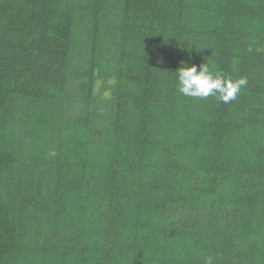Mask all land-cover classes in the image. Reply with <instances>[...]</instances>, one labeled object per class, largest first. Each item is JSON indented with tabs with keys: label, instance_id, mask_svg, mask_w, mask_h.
<instances>
[{
	"label": "trees",
	"instance_id": "16d2710c",
	"mask_svg": "<svg viewBox=\"0 0 264 264\" xmlns=\"http://www.w3.org/2000/svg\"><path fill=\"white\" fill-rule=\"evenodd\" d=\"M208 258L264 264V0H1L0 264Z\"/></svg>",
	"mask_w": 264,
	"mask_h": 264
},
{
	"label": "clouds",
	"instance_id": "9594fccd",
	"mask_svg": "<svg viewBox=\"0 0 264 264\" xmlns=\"http://www.w3.org/2000/svg\"><path fill=\"white\" fill-rule=\"evenodd\" d=\"M181 64L177 70L178 90L187 97L215 96L221 102L229 103L237 98L248 83L246 78L232 79L222 71L210 69L208 62L188 66L182 61ZM206 264H212V259L208 258Z\"/></svg>",
	"mask_w": 264,
	"mask_h": 264
},
{
	"label": "water",
	"instance_id": "95a60500",
	"mask_svg": "<svg viewBox=\"0 0 264 264\" xmlns=\"http://www.w3.org/2000/svg\"><path fill=\"white\" fill-rule=\"evenodd\" d=\"M1 1V0H0Z\"/></svg>",
	"mask_w": 264,
	"mask_h": 264
}]
</instances>
